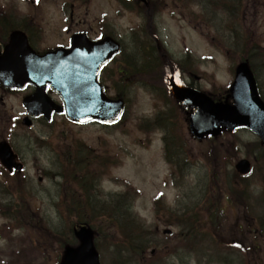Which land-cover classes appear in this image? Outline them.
<instances>
[{"label":"rangeland","instance_id":"1","mask_svg":"<svg viewBox=\"0 0 264 264\" xmlns=\"http://www.w3.org/2000/svg\"><path fill=\"white\" fill-rule=\"evenodd\" d=\"M78 1L73 12L80 19L84 18L86 24L76 25V20L72 22L68 18L66 14L69 9L65 0H41L38 8L37 4L31 5L26 1L0 0V14H4V17L17 20L18 16H30L29 21L39 33L33 46L40 52L51 46L54 48L56 43L65 44L72 33L79 31L78 28L87 29L88 25L92 26L93 35L102 30L121 44L120 55L101 76L107 95L113 97L120 93L126 103L123 121L116 125L108 127L93 122L76 125L56 114L48 125L34 120L31 127H12V117L22 118L26 115L22 97L30 90L7 94L0 87V141H9L24 164L22 172L15 175L21 182V190L25 191L26 200L34 205L52 229L62 228V219L57 216L60 209L56 204L66 192H71L68 188H72L69 180L64 182L61 175L64 156L69 151L67 144H72L75 149V143L81 142L88 148L75 149L74 155L89 151L90 158L99 163L98 167L103 169L104 175L98 187L104 200L119 195L130 201L136 219L148 225L149 238L155 234L163 235L162 230L168 228L155 215V196L161 195L163 209L178 213L199 200L208 202L207 188L213 180L215 185H210L212 200L222 209L218 221L220 223L221 218V242L224 245L238 242L246 202L222 194L221 182L233 179L231 172L225 173V166L232 169L235 162L242 158L251 162L253 175L248 181L250 194L247 199L249 203L252 201L260 216H264V146L248 129H237L215 139L196 140L187 129L183 110L167 94L163 82L166 71L179 69V64L183 70H180L183 75L180 73L178 77L181 82L189 84V76L197 75L200 79L196 85L201 89L212 91L215 86L229 85L232 75L227 58L209 44L202 32L190 27L172 9L170 0H165L163 11L162 0H149L152 10L133 5L137 2ZM245 3L242 27H246L251 40L257 41V51L264 54V11L252 0H245ZM125 5L131 10H126ZM190 11L199 14L194 6ZM85 12L87 15H84ZM59 13L60 20L54 17ZM223 18L224 15H221L220 19ZM218 24L222 26L221 22ZM241 35L244 36L243 33ZM146 48L153 49L152 69L157 65L156 69L140 74L137 71L131 78L122 80L116 69L124 65V60L125 63L128 61V71L135 65L142 66L144 60L140 57ZM255 63L258 64L256 74L259 89L264 94V61L258 58ZM51 96L59 101L55 93H51ZM158 115L163 116L160 120L166 121V125H162L160 120L154 123ZM174 127H178V145L170 142V149H174L170 158L186 173H190V184L185 195L177 188L180 177L175 180L170 177V165L165 160L163 149L162 138ZM49 141L60 149L58 155L52 152ZM2 177L0 167V179ZM219 178L221 182L217 181ZM111 234L112 230L107 229L105 236L98 237L104 249L103 264L116 262L114 249L109 244V237L113 239ZM30 235L20 226L14 229L0 216V264H55V238L45 235L39 238L40 242H36L35 236ZM154 240L163 243L159 236ZM43 245H50V252ZM259 257L264 259V252ZM126 264H138V259H128ZM166 264L171 263L167 261ZM232 264L238 262L234 260Z\"/></svg>","mask_w":264,"mask_h":264},{"label":"trees","instance_id":"2","mask_svg":"<svg viewBox=\"0 0 264 264\" xmlns=\"http://www.w3.org/2000/svg\"><path fill=\"white\" fill-rule=\"evenodd\" d=\"M177 1L188 8L196 5L199 14L191 12V19L194 22L197 20L205 22L207 29L213 33L217 28L216 18L219 14L224 15L222 35H219L217 30L214 36L217 38V44H224L221 48L225 54L231 52L230 55L226 54L231 62L230 65L239 59H246L253 63V58H264V54L257 51L259 46L257 41L251 40L250 36L242 31L241 11L246 5L245 0ZM253 2L264 6V0H253ZM234 24H237L239 30L244 34L242 36L238 32V35H235L239 43L231 32V29L233 32L235 31ZM225 42L233 44L238 54L231 51V47ZM211 44L215 46L216 41H211ZM140 58L145 61L147 56L143 54ZM148 58L152 59V57ZM150 63L152 64V61H149ZM147 70H151V68L148 67ZM145 72H147L146 69L142 73ZM210 95L214 99H223L227 95L226 86L213 87ZM162 117V115H158L154 123H157ZM160 123L166 125L164 120H160ZM177 132L178 128L174 127L169 131L170 136H166L164 139L167 159L174 152V149H170L171 145H178ZM86 147L84 143H75L77 150ZM67 149L69 151L64 156L61 175L64 182L69 180L72 188H68L71 192H66L56 204L60 209L59 218L63 220V227L60 230H53L48 226V223L40 216V212L26 200L25 192L17 191L19 186L15 185L9 177L5 176L0 182V194L8 196L6 202L0 201V216L6 219L14 229L20 226L27 233L33 234L36 242H40L39 238L45 235L55 238L54 245L57 246V249L53 250L57 253L55 264L60 262L65 246L76 245L73 226L77 223L86 224L92 228L95 234V244L102 256H104V249L99 243L98 237L105 236L107 229L112 230L111 237L114 240L108 237L109 244L114 249L115 264H126L128 259H138V264H166L167 261L171 264H232L234 260L238 264L264 262V259L259 257L260 253L264 252V216H260L252 201L249 203L250 200L247 199L250 194L248 181L253 172L248 176H240L231 171L233 179H228L226 182H221L220 178L217 180L222 183L223 195H228L229 198L236 197L246 202V208L241 215L243 220L239 226L241 238H238V242L232 241L227 245L221 242L223 236L221 218L220 223L218 221L222 209L216 201L213 203L212 200L211 186L215 185L213 180L210 181L211 186L208 185L207 188L208 202L199 200L191 206H186L178 213L163 209L160 200H156L155 215L157 219L166 226H174L175 231L169 235L155 234L149 238L148 225L142 220L136 219L130 201L119 195L107 201L104 200L98 187L100 179L104 175L103 169L98 167L99 163L90 158V152L83 151V154L74 155L76 150L73 149L72 144H67ZM226 169L225 166V173H228ZM171 174L173 180L180 177L177 188L185 195L190 184L188 173L183 168H176L172 165ZM156 236L162 238L163 243L154 240ZM43 247L50 252V245H43ZM149 248L155 249L154 255H149ZM163 252H166L167 255Z\"/></svg>","mask_w":264,"mask_h":264},{"label":"water","instance_id":"3","mask_svg":"<svg viewBox=\"0 0 264 264\" xmlns=\"http://www.w3.org/2000/svg\"><path fill=\"white\" fill-rule=\"evenodd\" d=\"M118 50V43L108 37L96 42L73 38L69 49L60 48L37 55L25 35L15 31L0 54V80L8 87H23L26 83L35 86L34 93L23 100L33 116L42 114L49 119L53 110H63L45 94L44 89L49 84L64 99L71 120L82 122L96 118L110 122L119 116L123 101L107 98L97 84L96 76L100 65ZM168 86L175 99L194 110L189 118V130L197 138L216 135L220 127L232 130L246 126L264 140V102L258 95L255 79L246 62H240L235 68L230 86L234 104L214 102L207 94L179 85L173 78ZM23 123L30 124L26 119ZM0 162L9 170L22 166L17 163V157L7 142H0ZM236 169L246 173L249 163L241 160ZM75 234L80 244L65 249L61 264H99L91 230L78 226Z\"/></svg>","mask_w":264,"mask_h":264},{"label":"flooded vegetation","instance_id":"4","mask_svg":"<svg viewBox=\"0 0 264 264\" xmlns=\"http://www.w3.org/2000/svg\"><path fill=\"white\" fill-rule=\"evenodd\" d=\"M21 1H26V2H28L31 5H33V4L36 5L37 4V8L40 6V2H41V0H39V2L36 1L35 3H31L29 0H21ZM65 1H66V7H67V9H69V11L67 12V14L65 12H63V13H65L68 16V18L71 19L72 22H74L76 20V22H75L76 25H78L79 23L86 24L84 18L80 19V17L77 14H74V12H73L75 5H77L79 3V1L78 0H65ZM119 1L122 4H126V1L125 0H119ZM84 15H87V13L85 12ZM54 17H56L58 20H60V13L57 14V15H54ZM102 17H105V15H103ZM29 20H30V16H28L27 14L24 15V16H18L17 17V20H14V19H8V20H6L5 23H2V25H4V26H2V28L6 32L7 31H10L11 32V31H13L15 29L22 30L26 34V36L28 37V39L30 40V42L33 44L36 40H38L39 33L37 31V27L36 26H33L32 23H31V21H29ZM88 26L89 27L87 29H80V28H78L79 31H77V32H83L87 36H89L91 38H94V39L100 38V37H103V36H106L107 35L102 30L98 31L96 34L93 35L92 33H94V32L92 31V26H90V25H88ZM65 30H67V29H65ZM74 33H76V32H74ZM71 35L67 38L65 44H62V43H58L57 44L56 43L57 44L56 46H59V45H67L70 42Z\"/></svg>","mask_w":264,"mask_h":264},{"label":"snow or ice","instance_id":"5","mask_svg":"<svg viewBox=\"0 0 264 264\" xmlns=\"http://www.w3.org/2000/svg\"><path fill=\"white\" fill-rule=\"evenodd\" d=\"M37 2H39V0H37ZM237 247H239V245H237Z\"/></svg>","mask_w":264,"mask_h":264}]
</instances>
